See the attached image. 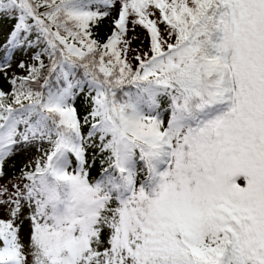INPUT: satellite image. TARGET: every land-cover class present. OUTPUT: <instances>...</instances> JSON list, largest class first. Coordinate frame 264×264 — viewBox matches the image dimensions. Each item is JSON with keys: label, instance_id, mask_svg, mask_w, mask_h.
<instances>
[{"label": "snow or ice", "instance_id": "obj_1", "mask_svg": "<svg viewBox=\"0 0 264 264\" xmlns=\"http://www.w3.org/2000/svg\"><path fill=\"white\" fill-rule=\"evenodd\" d=\"M0 53V264H264V0H0Z\"/></svg>", "mask_w": 264, "mask_h": 264}, {"label": "rangeland", "instance_id": "obj_2", "mask_svg": "<svg viewBox=\"0 0 264 264\" xmlns=\"http://www.w3.org/2000/svg\"><path fill=\"white\" fill-rule=\"evenodd\" d=\"M2 27H3L4 31L6 32V31L11 27V24H10V23H4V24L2 25ZM104 29L109 33L110 29H109L108 24H105V25H104ZM136 32H137V34L141 37V39H143V41H144V45L146 46L147 43H148V40H147V38H146L147 34H146L145 30H143V29H141V28L138 27V28L136 29ZM139 43H140L139 41H136V42H135V44H139ZM134 46H135V45H134ZM0 57H2V53H0ZM20 58L27 59L26 56H22V54H17V56H16V60H19ZM11 71L16 72V73H18V74H22V73L20 72V70L17 69V68L15 67V60H14V62H13V69H12ZM5 89H7V86H6V85H5ZM33 154H34V153H33ZM25 159H27V157H26L24 154H20V155H18V156L15 158V161H14L15 164H16V169H15V170L19 169L20 164H21ZM12 171H13V169H12L11 167L7 168V172H8V176H9V177L12 176ZM0 218L7 219V216H6V215H5V216H0ZM24 235H25V239H26V238H27V229H25V233H24Z\"/></svg>", "mask_w": 264, "mask_h": 264}, {"label": "trees", "instance_id": "obj_3", "mask_svg": "<svg viewBox=\"0 0 264 264\" xmlns=\"http://www.w3.org/2000/svg\"><path fill=\"white\" fill-rule=\"evenodd\" d=\"M101 34H102V36L108 34V32L104 29V26H103L102 29H101ZM5 90H7V89H5ZM13 171H14V170H13ZM13 171H12V174H13ZM16 171H18V169H17Z\"/></svg>", "mask_w": 264, "mask_h": 264}]
</instances>
